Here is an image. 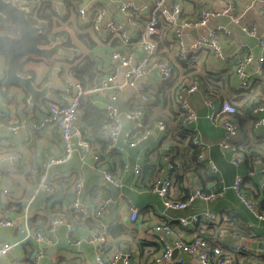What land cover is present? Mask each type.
<instances>
[{"label":"crops","instance_id":"crops-1","mask_svg":"<svg viewBox=\"0 0 264 264\" xmlns=\"http://www.w3.org/2000/svg\"><path fill=\"white\" fill-rule=\"evenodd\" d=\"M69 2L77 8L81 0H70ZM227 2H233L237 7L236 10L240 12L244 11L250 3L249 0H196L195 2L181 0L186 15L204 5L218 10L224 7ZM199 4L200 6H198ZM110 9L114 13L116 7L112 6ZM226 22H228L227 17L221 15L213 18L209 24L213 26ZM242 22L252 23L260 31H263L261 6L257 2L243 14ZM80 26V23L75 22L73 14H70L68 19L55 20L51 28L59 33V38L68 39L67 34L73 43L80 44L78 33L88 32L90 34V29L80 31ZM231 30L232 35L223 44L226 58L243 42L250 45L251 51L255 55L264 54L256 40L244 34L238 25H231ZM192 33L193 31H188L187 37L190 38L195 34ZM93 35L92 33V37L95 39ZM110 51L106 45H100L88 54L89 56L102 55L106 65L114 67L117 62L110 60L108 56ZM76 56L78 55L72 49V45L62 44L60 52L50 59L33 55L23 58L19 71L23 75L32 76L34 83L39 88L49 85L48 96L42 98L39 103H30L29 95L20 86L11 85L7 88L3 86L0 88V111H6L20 124L16 133L0 130V140H4V143H0V214L8 217H26L29 224V219L36 216L48 217L58 203L63 204L64 210H67L65 217L62 218L64 223L56 224L53 229H49L52 222H46L45 227L40 230L33 229L29 224L33 232L42 231L45 233L46 239L39 243H35L33 237L23 240V235L14 227L1 226L0 237L14 243V247L6 255L0 256V264H28L26 252L30 250V245L34 247L31 259L35 252L41 253L39 264H99L95 261L98 246L97 230L105 231L106 229L107 233L113 227L114 229L122 227L126 231L117 234L109 232L110 235L107 233L110 251L117 250L124 255H130L131 264H156L152 257L155 253L159 252L156 254L159 255L162 251V246L156 241L159 233L153 231L146 235L145 231L152 229L156 224H166L172 230L168 236L169 239L172 236H179L183 240H188L209 228L198 225L186 228L178 224L177 218L200 213L205 209L220 213L236 212L243 217L250 225L252 233L256 235L254 238H249L246 244L251 252H255V257L261 256L264 249V223L256 219L238 199L231 184L236 175H241L243 189L245 188L246 193L253 197L257 203L262 202L260 205L264 207V124L255 125L264 114L251 110L253 103L264 105V81L255 78V73L251 71L249 87L241 88V78L232 71L229 61L216 58L207 50L201 51L192 61L193 66L203 71L204 77L218 75L228 79V85L223 86L219 95L215 97H210L204 88L187 94L189 105L194 111V118L185 124V128L193 132L202 143L205 157L215 162L219 169L218 178L228 185L224 195L215 201L196 199L191 206L184 210L167 209L163 205L162 197L150 189L153 178L159 174L168 175L173 180V187L169 194L173 199H182L188 185L200 183L194 174H187L183 177L182 182L178 175L179 180H177L175 172L168 170L167 162L159 158L162 149L174 147L173 150L177 154L175 163L179 165L181 158L188 153L185 154V143L180 144L174 141L182 132L181 128L184 125L183 122L181 123V110L173 97V90L171 87L164 88L163 80L159 79L154 71L141 80L147 85L151 84L148 87V94L153 101L145 112L144 118L152 124L159 119L164 120L168 128L167 132L162 133L155 129L145 141L135 148H127L121 154L101 151L99 144H92V153L97 154L102 159L101 162L96 161L91 153H85L80 147L74 146L72 155L66 162L53 164L50 167L47 181L52 182V194L49 196L43 185L38 186L40 166L45 159L60 156L63 153V145L56 126L51 125L33 132L29 125L37 122L46 114L49 102L59 100L56 91L60 92L66 81L73 78L69 74L72 62L79 63L81 60V57ZM6 62V56L0 53V78L3 79ZM46 77L49 78V81H45ZM118 82H120L119 78ZM92 93L96 94V106L105 108L108 95L100 92ZM222 97L238 107L239 113L236 119L239 123V131L234 137L228 136L222 125L209 118L210 110L205 101L211 98L215 102V106H219ZM49 98L55 100H46ZM133 99H135L134 89L125 87L119 94L117 102L119 109L122 112L127 111L131 107ZM82 122L81 126L85 128ZM130 124L131 122L126 117H122L124 131L129 128ZM98 134L102 139L101 134ZM223 141H227V147H223ZM241 150L257 153V156L263 158L262 163L252 166V164L243 161L238 166L233 165L230 159L236 154H244ZM12 151H20L21 158L11 160L7 154ZM138 162L148 163V165L153 163V167L148 166V168L142 169L140 174L135 175L134 167ZM11 165L13 168L9 169ZM158 167L159 169L156 171ZM103 170L112 173L117 184L108 182L104 178ZM78 177L83 181L81 199L89 208L95 207L98 201L107 194H111L115 198L103 216L90 217L96 221L92 225L67 208L74 182ZM205 185L207 189L215 187L213 181H208ZM3 189H8V192L3 193ZM125 197L130 198L139 207V216L134 221L129 219ZM39 222L40 219H37L34 225ZM69 233L74 240L79 241L78 244L69 241ZM252 243H255L254 246ZM249 257L253 256L249 255ZM180 259L184 260V264H200L193 254L182 252L177 248L173 249L169 259H164L157 264H177Z\"/></svg>","mask_w":264,"mask_h":264},{"label":"built area","instance_id":"built-area-1","mask_svg":"<svg viewBox=\"0 0 264 264\" xmlns=\"http://www.w3.org/2000/svg\"><path fill=\"white\" fill-rule=\"evenodd\" d=\"M11 1L17 6L25 7L31 21L43 26L44 30L49 25V20L40 16L43 5L49 4L57 18L74 13L72 7L68 5L70 0ZM186 1L195 2L196 0ZM249 1L248 6L241 12L236 10L237 7L233 2H227L224 7L218 10L204 5L186 15L181 0H81L76 8V13L80 21L89 26L95 39L99 43L117 42V45L108 53L110 60L117 62V65L109 67L102 55H99L102 60V74L99 77L98 85L92 90H85L77 79L69 78L60 90L59 100L49 102L46 114L37 122L29 125L33 132L51 125L56 126L63 145V153L60 156L49 157L41 163L38 186L43 185L47 189V194L49 196L52 194V182L47 181L48 171L53 164L66 162L71 157L74 146L80 147L85 153H91L93 158L98 161L99 157L92 153L91 140L87 131L81 126L80 119L81 98L91 91L108 95L105 109L110 122L102 127L100 134L104 142L107 143V152L122 153L127 148H135L145 141L155 129L162 133H166L168 130L166 123L161 119L155 121L154 124L145 123L142 120L146 112V104L152 102V97L146 91L151 84L147 85L141 80L150 72H156L158 78L163 81L173 82L179 72L175 60L192 62L201 51L207 50L216 58L229 61L232 71L241 78V88L249 87L251 71L255 73V78L264 81V54L255 55L252 53L247 42L240 44L236 50L230 53L228 58L225 57L223 51L225 40L232 35L231 25L235 24L244 34L253 37L257 45L264 51V0ZM256 2L261 6L263 31H260L252 23L242 22L243 14ZM112 6L116 7L114 13L110 9ZM221 15L226 16L228 22L210 26V21ZM193 30L196 31L195 34L188 38L187 32ZM165 33L170 45L167 48H160L156 37L163 36ZM58 41L61 42V45L62 43L67 45V39L58 37ZM72 49L74 48L72 47ZM162 51L168 54H162ZM120 76L122 78L118 82ZM125 87L134 89L135 99L132 100L131 107L122 112L117 102L120 92ZM199 88H201L200 79L196 76L185 78L175 88V100L185 115L184 126L194 118V111L189 105L187 94L194 93ZM205 104L210 110L209 118L211 121L222 125L227 135L234 137L239 131V123L235 117L237 108L228 100H223L219 106H215V102L209 98ZM251 110L255 113L262 112L264 114V105L255 104ZM122 117H126L131 122L125 131L122 129ZM259 124H264V115L257 120L255 125ZM19 128L20 124L16 119L10 117L6 111H0V130L16 133ZM223 142V147H227V141ZM0 143H4V140H0ZM195 143L203 150L199 154V159L207 163L211 175H218L217 165L212 159L205 157L202 143L197 138H195ZM7 155L13 161L22 156L20 151H12ZM166 160L169 169L173 167L177 157L170 155L166 157ZM243 160L241 154H236L230 159V162L238 166ZM259 163L261 160L255 159V164ZM145 165L138 162L134 167L135 175L140 174ZM12 168L11 165L9 169ZM103 174L108 182L117 184V180L109 171L103 170ZM82 186L83 181L78 177L73 185L67 208L80 215L81 219L103 216L110 203L115 200L114 196L107 194L98 201L95 207L89 208L81 199ZM172 187V181L166 175L159 174L152 180L150 189L162 197L165 208L173 210H184L191 206L196 199L208 202L215 201L224 195L227 188L222 187L219 191L205 192L197 184L188 185V193L184 199H173L169 196ZM231 187L252 215L264 223V211L258 207L256 200L243 189V177L241 175L235 176ZM7 192L8 189H3V193ZM125 202L127 203L129 219L131 221L136 220L140 213L139 207L128 197H125ZM218 219V213L208 209L177 218L178 224L186 228L193 225L210 227L217 224ZM60 223H64L62 218L54 219L49 229H53L56 224ZM1 226L16 228L23 235V240L33 237L35 243H39V241L46 239V235L42 231L33 232L31 230L26 217H8L0 214ZM97 231L98 246L95 261L99 264H130V255H124L117 250L110 251L106 230ZM153 231L159 233L156 241L162 246L161 253L153 259L156 263L169 259L174 248L193 254L200 264H238L241 253L247 256H254L255 254L246 244L249 238L226 232L223 229L217 232L212 241L197 236L188 240H183L179 236H172L169 239L168 236L172 230L166 224H156L145 233L147 235ZM68 239L79 243L78 240L73 239L71 233L68 234ZM13 247L14 243L0 237V256L6 255ZM261 254L264 256V249ZM33 256V264H39L41 253L35 252ZM177 264H184V260H178ZM250 264H264V259H254Z\"/></svg>","mask_w":264,"mask_h":264},{"label":"trees","instance_id":"trees-1","mask_svg":"<svg viewBox=\"0 0 264 264\" xmlns=\"http://www.w3.org/2000/svg\"><path fill=\"white\" fill-rule=\"evenodd\" d=\"M68 5L71 6L72 9L74 10V13H72V14L74 16L75 22L77 24L80 23V25H81L79 27V30L80 31L87 30V29L89 30L90 29L89 26L85 25L84 23H82L80 21L78 14L76 13V8L70 2H68ZM198 6H200V4ZM40 14H41L40 16L42 18H46L49 20V25L46 26L45 30L43 32H41V34L39 35V37H38L39 44L41 46H49L58 40V34H59V33L55 32L54 29L51 28L52 23L55 20L68 19L70 15L65 16V17H60V18L55 17L53 10L49 4L43 5L42 11ZM166 31H167V29L165 30V32ZM89 32H90V34L88 32L87 33H82V32L78 33L77 37L79 39L80 44H78V43L76 44V42L73 43L71 41V37H69V35L66 34V36L68 38L66 44L72 45V47L74 48V50L76 51V53L78 55L76 57H81V60L79 63H75L74 61L72 62V65L69 68V74L71 76H73L75 79H77L79 81V83H81V85L83 86V88L85 90H92L93 88H95L98 85L99 77L102 74V71H101L102 60L97 55H95V56L90 55L89 56L88 52H91L94 48H96L100 45H103V46L106 45L108 48H110V50H112L113 47H115L117 45V42L99 43L97 40H95L92 37L93 32L91 30ZM0 33L14 34L13 27L10 26L8 24V21L5 18H3L1 15H0ZM49 34H51V36H49ZM156 38L159 41L160 48H167L170 45V42L167 39L166 33L163 36H158ZM62 44L64 45V43H62ZM0 53L4 54L6 56V58L8 57L7 53H5V52H0ZM162 54L167 55L168 53L165 51H162ZM175 63L178 66L177 68H178L179 72H178V75L176 76V78L174 79V81L173 82H168V81L162 82L164 88H169V87L172 88L173 97H174V91H175V88L177 87V84L179 82L185 80V78L192 77V76H196L200 79L201 88H204V90L209 94L210 97H215V96L219 95L220 89L223 86L228 85V79L226 77H221L218 75L205 76L204 77L203 71L199 70L195 66H193L194 65L193 62H180V61L175 60ZM2 80H3V78H0V88H2ZM45 81H49V78L46 77ZM146 91L148 92V89ZM59 93L60 92L56 91V95H59ZM46 100L53 101L55 99L49 98ZM95 100H96V94L92 93V91L83 95V97L81 98V105H80V119H81V122L83 121L82 123H84V126L86 128V129L85 128L84 129H85V131H87L89 138L91 140V143L93 145L99 144L101 151H106L107 150V143L104 142L99 137L98 133H100V131L104 125H106L110 122V119L106 115V109L97 107ZM223 100H226V99H224L222 97L221 101H223ZM228 101L230 103H232L238 110V107L236 104H234L230 100H228ZM152 102L149 104H146L147 107H145V111H147V109L150 108ZM253 105H255V104L253 103L251 105V107ZM180 112H181V123H182L185 115L182 113V111H180ZM238 113H239V111H237V113L235 114V117L238 115ZM144 116H145V114L143 115V118H142L143 122L149 123L145 120ZM149 124H152V123H149ZM181 129H182V132L178 135V138L174 141L176 143H180V144L185 143L186 144L185 154H187V153L188 154L184 155L181 158L179 165H178V163L174 162L173 167L169 168L168 170L175 172L176 177H178V175H179L181 182L183 181V177L186 176L187 174L196 175L199 182H200V183H197V185L200 188H202V190L205 192L219 191L220 189H222V187H227L228 185L224 184L220 180V178H218L217 175L216 176L211 175L210 170H209V166L207 165V163L204 160L199 159V154L203 150L195 143L196 137H195L194 133L191 132L188 128H185V126H182ZM173 149H174V147H171L168 149H162L159 153V158L164 159V161L167 162L166 157H168L170 155H174V157H177V154L175 153V151ZM112 152H116V151H109L108 153H112ZM241 152H243L244 154H242V153H239V154H241L243 156V158L245 159L243 161H245V163H249L250 165L252 164V166H255L256 165L255 159H260L261 163H262L263 158L261 159L260 156H257L258 155L257 153H255V152L248 153L246 150H241ZM116 153L121 154L120 152H116ZM116 153H113V154L115 155ZM101 160L102 159H100V157H99L98 161L101 162ZM148 166L153 167V163H151L149 165H148V163H146L145 168H148ZM158 169H159V167L156 169V171ZM167 177L173 183V180L168 175H167ZM179 177L177 180H179ZM208 181H213L215 187L207 189L205 184ZM243 186H244V184H243ZM150 187H151V184H150ZM187 189H188V186H187ZM187 189H186L185 195L182 199H184L186 197V195L188 193ZM261 203L262 202L257 203L258 207L264 210V207H262V205H260ZM64 207L65 206L63 204L58 203L51 210V214L48 217L36 216L34 218L29 219V221H30L29 224L35 230L43 229V227H45L46 222L50 223L56 218L65 217V213L67 212V210H64ZM217 213L219 215L218 223L215 225H211L210 227H208L209 229L206 228L207 231H204L203 233H199L198 235H196L197 237L203 238L207 241H212V239L215 237L217 232L221 229L225 230L226 232L235 233L237 235H241V236H244L247 238H254L256 236L255 234L252 233L251 227H250V225H248L247 221L243 217H241L238 213H236V212H228V213L227 212H225V213L224 212H221V213L217 212ZM75 214L77 216H80L77 213H75ZM223 214H225V215H223ZM37 219H40V222L38 224L34 225V223ZM85 221L89 222L91 225H92V223H96V221L94 219H91V218H86ZM125 231L126 230H124V228H122V227H119L117 229H114V227H113V228H111V230L109 229V232L111 234H114V233L117 234V233H121V232H125ZM109 232L107 231V233L110 235ZM29 249L30 250L28 252H26L28 255V257H27L28 264H33L34 263V256L31 259V255L34 252V247L30 245ZM157 253H159V252H157ZM157 253H155V255H153L152 259L158 256V255H156ZM254 259L262 260V259H264V256L261 255L259 257H255V256L249 257V256L241 253L240 257L238 258V264H250ZM130 264H131V256H130Z\"/></svg>","mask_w":264,"mask_h":264},{"label":"water","instance_id":"water-1","mask_svg":"<svg viewBox=\"0 0 264 264\" xmlns=\"http://www.w3.org/2000/svg\"><path fill=\"white\" fill-rule=\"evenodd\" d=\"M0 15L14 29V34L0 33V52L8 54L2 86H20L29 95L30 103H39L48 96L49 85L37 87L32 76L23 75L19 71L21 61L32 55L50 59L60 52L61 42H55L48 47L41 46L38 37L44 30L43 26L32 22L27 15V9L17 6L11 0H0ZM121 78L120 76V81ZM254 244L252 243L253 246Z\"/></svg>","mask_w":264,"mask_h":264}]
</instances>
